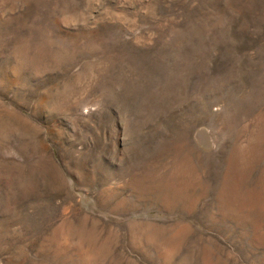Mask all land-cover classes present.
Here are the masks:
<instances>
[{
  "label": "rangeland",
  "instance_id": "374dc122",
  "mask_svg": "<svg viewBox=\"0 0 264 264\" xmlns=\"http://www.w3.org/2000/svg\"><path fill=\"white\" fill-rule=\"evenodd\" d=\"M0 264H264V0H0Z\"/></svg>",
  "mask_w": 264,
  "mask_h": 264
}]
</instances>
